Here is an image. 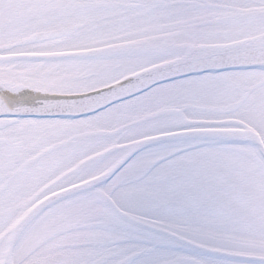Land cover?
Segmentation results:
<instances>
[{
    "label": "snow or ice",
    "instance_id": "1",
    "mask_svg": "<svg viewBox=\"0 0 264 264\" xmlns=\"http://www.w3.org/2000/svg\"><path fill=\"white\" fill-rule=\"evenodd\" d=\"M0 264H264V0H0Z\"/></svg>",
    "mask_w": 264,
    "mask_h": 264
}]
</instances>
